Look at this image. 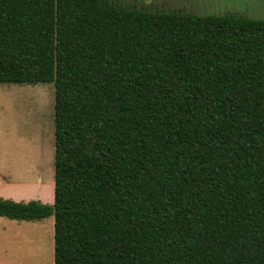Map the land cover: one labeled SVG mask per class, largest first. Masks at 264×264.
<instances>
[{
	"label": "trees",
	"instance_id": "1",
	"mask_svg": "<svg viewBox=\"0 0 264 264\" xmlns=\"http://www.w3.org/2000/svg\"><path fill=\"white\" fill-rule=\"evenodd\" d=\"M53 82L54 264H264V19L0 0V83Z\"/></svg>",
	"mask_w": 264,
	"mask_h": 264
},
{
	"label": "rangeland",
	"instance_id": "2",
	"mask_svg": "<svg viewBox=\"0 0 264 264\" xmlns=\"http://www.w3.org/2000/svg\"><path fill=\"white\" fill-rule=\"evenodd\" d=\"M149 10L234 13L264 19V0H109ZM53 82L0 83V197L54 199ZM54 217L0 215V264H54Z\"/></svg>",
	"mask_w": 264,
	"mask_h": 264
}]
</instances>
